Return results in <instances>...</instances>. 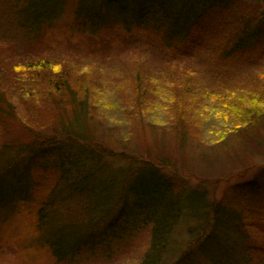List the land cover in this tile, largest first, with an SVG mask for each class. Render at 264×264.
Returning <instances> with one entry per match:
<instances>
[{"label": "rangeland", "instance_id": "obj_1", "mask_svg": "<svg viewBox=\"0 0 264 264\" xmlns=\"http://www.w3.org/2000/svg\"><path fill=\"white\" fill-rule=\"evenodd\" d=\"M6 1L0 0V30L6 33V39L0 38V66L9 72L22 58L42 59L55 73L61 72L68 82L89 83L87 117L80 111L76 96H71L70 101H61L66 111H73V116L75 109L78 110L82 124L80 133L115 153L134 154L140 164L148 159L160 165L156 169L159 176L168 178L179 192L182 190L180 195L202 194L211 207L206 218L190 216L188 221L180 222L181 228L172 234L162 254V264H216L218 258L228 264H264V116L250 126L238 123L240 119L234 111L222 116L217 108L216 113L211 106L210 110L203 108L210 105L212 98L216 101L217 91L223 92L230 104H237L239 97L251 100L250 95L258 91L259 84H264V57L259 54H254L256 60L251 61L247 57H234L229 62L219 60L216 51L226 46V34L235 30H223L221 25L217 29L213 23L225 18L219 10L223 8L214 7L211 15H205L212 21L210 24L200 20L186 36L164 44L161 31L152 34L148 25L136 29L128 17L125 21L131 25L126 27L116 24L117 21L99 27L89 21L79 22L74 18L77 0H66L53 21L32 32L35 33L32 37L40 36L36 43L39 46H24L32 38L5 18ZM224 1L228 9L244 13L250 21L258 12L257 0ZM196 40L197 48L193 46ZM249 48L254 49L253 44ZM254 71L258 74H251ZM174 84L187 87L188 97L191 94L202 107L197 115L199 131L194 128L193 131H173L177 111H171L159 88L172 91ZM79 86L75 87L80 91L82 86ZM45 87L47 85H42L44 90ZM139 88L157 101L148 105L146 112H150L142 116L131 100ZM181 91L175 97H179ZM8 93L17 121L5 116L0 118V140L21 142L26 139V132L18 124L20 121L45 129L59 126L45 114L48 107L53 110L54 102L43 103L44 118L40 119L35 115V108L27 107L29 101L24 102L11 89ZM53 96L57 100L61 97L57 93ZM124 167L127 164L122 162L112 169L121 171ZM50 179L53 182L56 177L48 176L47 185L36 190L32 200L6 203L1 207L0 264H142L150 247L148 226L117 237L111 234L117 230H109L117 228L106 225L87 236L89 244L79 248L71 259L55 261L40 241L36 228L38 200L45 199ZM4 196L0 192V200ZM221 205L228 211L218 209ZM221 211L230 215L226 220L233 232L226 238L222 235L221 249H211L215 260L203 253L197 254L198 248L191 253L189 262H182L179 252L185 249L186 241L195 237L203 241L214 235V219L222 218ZM254 211L262 212L256 218L262 220L263 226L250 229L244 225L250 218L249 213Z\"/></svg>", "mask_w": 264, "mask_h": 264}, {"label": "trees", "instance_id": "obj_2", "mask_svg": "<svg viewBox=\"0 0 264 264\" xmlns=\"http://www.w3.org/2000/svg\"><path fill=\"white\" fill-rule=\"evenodd\" d=\"M65 1L7 0L4 16L32 38L24 46H39L36 43L40 36L32 37L35 34L32 32L53 21L60 14ZM225 3L224 0H77L74 18L79 22L89 21L95 27L111 21H117L116 24L126 27L129 23L125 18L128 17L136 29L137 26L148 25V31L152 34L161 31L165 44L174 38L186 36L189 29L200 20L210 24L212 21L205 15H211L212 8L218 6L223 8L219 10L223 11L225 18L213 22L217 29L220 25L229 32L235 29L226 34V46L221 51H216L219 60L229 62L234 57H247L251 61L256 60V53L264 57V0H257L259 13L255 11L256 15L251 21L244 13L228 9L229 5H224ZM5 34L0 30V38L6 39ZM252 44L254 49L250 51L249 46ZM255 45L258 46L257 49ZM193 46L199 47L197 40ZM18 61L20 62H15L9 72L6 67L0 66V118H15L14 107L8 98V91L11 89L24 102L29 101L27 107L35 108V115L40 119L44 118L41 112L43 103L54 102L53 110L48 107L50 113L46 109L45 114L51 116L50 121L59 123V126L53 129L46 126L45 129L20 121L18 124L26 132V139L21 142L0 140V192L5 195L0 200V209L6 203L19 204L32 200L34 192L47 185L46 178L54 176L56 180L52 182L50 179L48 182L49 190L45 199L38 200L36 228L40 241L49 249L55 261L71 259L79 248L89 244L87 236L106 225L117 228L109 229L117 230V233H111L117 237L148 226L150 247L142 264H162V254L170 244L172 234L181 228L180 222L186 221L190 216L196 219L208 217L211 207L203 200L202 194H192L190 197L180 195L182 190L179 192L180 189H175L168 178L159 176L156 169L160 165L148 159L140 164L134 154L115 153L92 141L90 137L83 136L80 133L82 124L78 110L75 109L73 116V111H66L68 109L61 101H70L71 96H76L80 111L87 117L86 90L89 83L68 82L63 79L61 72L55 73L46 60H30L27 57ZM251 74L258 73L254 71ZM42 85H47L46 90ZM76 85L82 86V89L79 91ZM186 90L188 88L180 84L172 85V91L159 88L171 111H177L173 123L175 132L201 129L197 115L202 107L197 104L198 101H194L191 94L188 97ZM180 91L179 97H175ZM157 92L158 89L155 91L158 98ZM55 93L61 96L58 99L60 103L54 98ZM136 93L131 100L142 116L148 110L147 106L157 101L152 100L153 95L148 96L144 89L139 88ZM223 95V92L217 91L215 97L212 96L216 101L210 97V105L203 108L210 110L211 106L214 113L217 108L222 116L234 111L240 119L238 123L250 126L256 125L264 116V84H259L258 91L250 95L251 100L239 97L237 104H230ZM15 120L17 121V117ZM4 133L2 130L1 134ZM122 162L127 167L121 171H113L112 166ZM147 162L151 163L147 165ZM225 208L227 207L221 205L218 209ZM249 214L250 218L244 226L250 229H255L258 225L260 227V224L263 226L262 220L256 218L262 212L254 211ZM221 215V219H214V235L205 237L203 241L197 237L186 241L185 249L179 252L182 262H189L192 259L191 253L198 248L197 254L203 253L213 260L211 249H221L223 236L226 238L233 232L230 222L226 220L227 217L231 218L230 215L223 211ZM235 217L234 215V219ZM194 254L195 252L193 256ZM231 259L232 257L229 258ZM220 260L218 258L216 264H228Z\"/></svg>", "mask_w": 264, "mask_h": 264}]
</instances>
